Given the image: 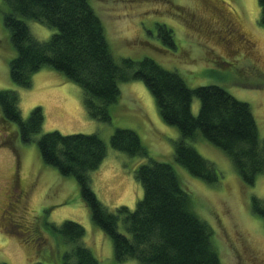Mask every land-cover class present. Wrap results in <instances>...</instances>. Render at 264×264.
Listing matches in <instances>:
<instances>
[{
  "label": "rangeland",
  "instance_id": "374dc122",
  "mask_svg": "<svg viewBox=\"0 0 264 264\" xmlns=\"http://www.w3.org/2000/svg\"><path fill=\"white\" fill-rule=\"evenodd\" d=\"M88 1L101 20L117 63L148 57L178 73L189 88L222 87L249 104L259 138H264V26L258 0ZM212 5L223 10L230 27L210 11ZM11 11L8 2L0 0V91L17 92L23 119L41 107L44 120L28 143L21 142L16 123L0 121V262L64 264L63 253L68 246L59 235L52 234L51 224L59 226L69 220L84 228L80 243L99 264L137 263L131 258L116 260L112 239L92 222L76 179L43 162L37 145L42 134L54 130L62 134L96 133L106 154L98 168L89 173L92 190L109 211L121 205L133 210L143 195L134 174L148 158L111 146L115 129L124 128L139 136L150 158L173 167L190 195L191 210L212 230L211 241L221 264H264V220L251 208L253 196L264 198V171L253 184H245L231 158L198 130L185 142L214 165L219 177L215 183H208L190 174L174 157L180 139L178 129L162 120L153 95L141 80L119 81L120 94L108 106L107 122L91 119L83 105L81 87L48 66L32 75L29 87L14 84L9 63L17 52L4 25V16ZM194 15L205 23L198 24ZM22 20L39 40H47L56 32L37 21ZM162 26L172 31L173 47L163 42ZM229 28L245 40L238 39L234 31L228 32ZM199 107V100L193 97V115L198 114ZM5 138L9 143H3ZM13 179L23 190L21 197L13 191Z\"/></svg>",
  "mask_w": 264,
  "mask_h": 264
},
{
  "label": "trees",
  "instance_id": "16d2710c",
  "mask_svg": "<svg viewBox=\"0 0 264 264\" xmlns=\"http://www.w3.org/2000/svg\"><path fill=\"white\" fill-rule=\"evenodd\" d=\"M6 1L12 11L5 14L4 25L17 52L9 63V76L14 84L29 87L32 75L48 66L81 87L83 105L91 119L107 122L108 106L120 94L119 81L141 80L153 95L162 120L178 129L180 139L174 157L190 174L208 183H215L219 177L214 165L185 142L194 138L198 130L231 158L245 184H253L264 171V138H259L248 103L217 85L189 88L178 73L148 57L117 63L109 50L101 20L88 0ZM258 3L260 23L264 26V0ZM22 18L37 21L56 32L47 40H39L31 35ZM161 28L163 42L173 47L172 31ZM193 97L200 102L197 115L191 112ZM18 102L16 91H0V121L16 123L21 142L28 143L41 130L44 114L41 107H35L23 119ZM3 143L9 142L5 138ZM110 143L116 150L148 158L134 174L143 195L133 210L121 205L109 211L92 190L89 173L98 168L106 154L105 145L96 133L62 134L54 130L37 140L43 162L78 182L92 222L112 239L116 260L131 258L136 264H221L211 241L212 230L191 210L190 195L173 167L150 158L133 130L115 129ZM251 208L264 220V198L253 196ZM51 225L52 234L59 235L68 246L63 253L64 264H99L80 243L84 235L80 224L66 220L59 226Z\"/></svg>",
  "mask_w": 264,
  "mask_h": 264
},
{
  "label": "flooded vegetation",
  "instance_id": "af4514ba",
  "mask_svg": "<svg viewBox=\"0 0 264 264\" xmlns=\"http://www.w3.org/2000/svg\"><path fill=\"white\" fill-rule=\"evenodd\" d=\"M210 11L212 12V13H214V14H216V15H218L219 16V18H220V20L221 21H223L225 24H227L228 25V27H230V23H229V21H227L226 20V16H225V13L223 12V10L221 9V8H218L217 6H215V5H212L211 6V8H210ZM195 17H196V22L198 23V24H200V25H202V24H204L205 23V20L202 18V17H200V16H197V15H194ZM193 18V17H192ZM229 31L228 32H232V31H234L235 33L234 34H236V36H237V38L238 39H240V40H245L244 38V36L243 35H241L240 33H238L237 32V30H235V29H233V28H229L228 29ZM244 38H243V37ZM247 42V41H246ZM245 42V43H246ZM251 47H253V44L251 45ZM0 119H1V117H0ZM11 184H12V188L14 189L13 191L14 192H16L18 195H19V197H21L22 196V194H23V190H21V188H19L18 186V183H17V181H15L14 179L11 181Z\"/></svg>",
  "mask_w": 264,
  "mask_h": 264
},
{
  "label": "crops",
  "instance_id": "0c3cea01",
  "mask_svg": "<svg viewBox=\"0 0 264 264\" xmlns=\"http://www.w3.org/2000/svg\"><path fill=\"white\" fill-rule=\"evenodd\" d=\"M80 95H81V93H80Z\"/></svg>",
  "mask_w": 264,
  "mask_h": 264
}]
</instances>
